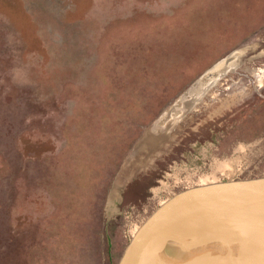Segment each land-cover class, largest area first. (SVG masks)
Masks as SVG:
<instances>
[{"label": "rangeland", "instance_id": "374dc122", "mask_svg": "<svg viewBox=\"0 0 264 264\" xmlns=\"http://www.w3.org/2000/svg\"><path fill=\"white\" fill-rule=\"evenodd\" d=\"M259 176L264 0H0V264H118L168 196Z\"/></svg>", "mask_w": 264, "mask_h": 264}, {"label": "water", "instance_id": "95a60500", "mask_svg": "<svg viewBox=\"0 0 264 264\" xmlns=\"http://www.w3.org/2000/svg\"><path fill=\"white\" fill-rule=\"evenodd\" d=\"M246 50L233 51L201 75L135 152L158 148L167 138L158 129L181 109L185 117ZM118 264H264V176L199 184L168 196L137 228Z\"/></svg>", "mask_w": 264, "mask_h": 264}]
</instances>
